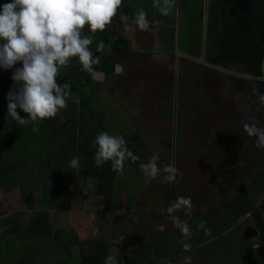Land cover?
I'll return each instance as SVG.
<instances>
[{
  "label": "rangeland",
  "instance_id": "rangeland-1",
  "mask_svg": "<svg viewBox=\"0 0 264 264\" xmlns=\"http://www.w3.org/2000/svg\"><path fill=\"white\" fill-rule=\"evenodd\" d=\"M175 18L173 45L168 40L154 39L152 25L149 31L142 33L144 41L140 42L143 38L137 35L127 45L132 53L114 52L121 71L116 64L113 69L120 77L115 74L105 80L103 75L102 78L98 75L90 82L93 108L97 109L100 119L96 133L107 131L123 136L127 147L131 145L140 159L135 163L127 161L123 174L115 173L105 196H98L94 180L83 175L81 164L78 169H72L67 158L59 162L64 154L68 157V151L65 147H55L46 130L37 134L42 136V158L37 154L25 164L20 184L9 190L0 188V214L10 218L19 214L27 221L34 211L46 207L53 209V203L63 198V207L67 204L68 213L77 217L75 226L80 225V229L87 231L99 226L113 248L118 247L114 242L119 238L116 219L119 214L127 217L128 210L135 208L136 212H152L155 216L143 214V222L139 221L138 225L124 223L130 238L124 240L125 246L131 247L139 242V237L146 236L166 235L169 241L162 246L156 261L151 260L152 264H182L188 255L192 257V264H264L257 234L247 239L243 237L245 231L254 229L248 214L225 226L220 234L196 243L194 229L203 220L201 215L208 209H221L239 185L246 189L250 202L259 209L264 222V190L257 192V187L246 177L264 167V149L257 148L255 138L248 139L243 132L244 123L257 121L247 101L229 88L228 77L246 76L241 65L229 64L220 69L207 65L203 59L206 21L202 14ZM111 38L113 40H107L116 41V34ZM9 71L0 69L1 78L4 79ZM246 80L252 85V79ZM13 87V82L3 90L0 87V99L6 107L8 93ZM20 116L26 118V114ZM257 127L262 126L258 124ZM153 153L159 154L160 165L174 164L182 176L174 183L162 182L163 174L147 182L139 165L147 162ZM259 181H264V174ZM167 192L171 193L172 202L177 196L191 198V217H186L182 211L175 213L192 228L191 239L184 241L191 244L190 252L183 251V237L166 214L162 195ZM114 212L116 216L110 215ZM102 213H110V216ZM61 217L58 215L54 219L59 226L65 222ZM161 224L167 225L163 232L156 230ZM12 227L10 223L8 228ZM108 227L113 233L105 231ZM19 230L17 236L21 237L24 231ZM139 247L132 248V254L122 255L138 261ZM20 252L19 257L27 261V248H20ZM60 252L55 249V255L48 259H61ZM40 254H45L44 248Z\"/></svg>",
  "mask_w": 264,
  "mask_h": 264
},
{
  "label": "trees",
  "instance_id": "trees-1",
  "mask_svg": "<svg viewBox=\"0 0 264 264\" xmlns=\"http://www.w3.org/2000/svg\"><path fill=\"white\" fill-rule=\"evenodd\" d=\"M3 4L0 1V5ZM201 7L200 3L199 9H197L198 17L201 16ZM168 24L171 27L168 41L169 43L172 42L171 45H173V22ZM114 27L115 23L112 22L103 33L97 32L93 35V43L90 45L94 56L98 55L100 59V63L95 65L96 71L102 73L105 80L108 77L110 79L115 76L113 68L117 62L114 52L119 49L117 46L119 44L116 41H109L104 38L106 31ZM84 32L89 34L86 26ZM101 42L105 47L97 52V45ZM204 43L203 59L208 65L225 68L229 64H239L247 76L259 78L260 60L264 55V0H206ZM120 44L127 46L126 42ZM17 66L21 67L22 65L17 64ZM13 71H9L4 79L1 78L0 74V87L2 90L6 85L13 82L11 79ZM230 80L233 82L232 91L239 92L243 97L247 96L254 101V106L258 107H254V116L258 121L264 123V107H261L257 99L260 95H264V83L259 80L253 81L257 90V96H255L250 84L243 83V81L235 78H230ZM92 81L91 74L82 71L78 60L72 58L69 66L62 68L57 77L59 84L70 83L71 85V95L67 101V108L62 110L56 117L39 122L36 125L38 127L36 132L31 130L32 125L18 126L11 117H7V107L0 99V143L2 145L0 151V188L2 190H9L20 184L21 171L24 169L25 164L33 160L37 154L38 158H42L43 151L40 148L42 136L37 134H43L47 130L46 133L52 144L57 148L59 147L58 149L65 147L68 151H66L68 157L64 154L63 158H58L57 161L60 159L59 162H61L67 158V161L70 162L69 157L73 158L79 155L81 172L85 177L94 180L96 195L105 196L107 190L111 187L116 172L111 170L110 162L100 167L95 165L96 148L93 145V140L98 134L96 132L100 126V119L98 112L95 111L97 109L93 108L92 83H90ZM20 114L25 113L20 111ZM37 137L41 139L38 140ZM128 149L133 153L136 152L131 145ZM263 174L264 167L246 174L247 179L257 187L256 191L259 193L264 190V181H259L260 176ZM245 191L246 189L244 190L239 185L228 196L221 209H208L201 215L209 234H205V230L199 227L193 228L196 243L205 242L213 234H220L225 226L248 214L257 232V242L261 246L264 261V222L259 209L253 206ZM53 199L56 200L55 197ZM62 200L63 198L57 199L53 203V210L64 208ZM162 201L163 206L168 207L172 202L171 193H163ZM146 214L155 216V213L152 212ZM196 224L194 223V226ZM24 231L26 235L35 240L48 239L50 225L47 221V213L42 210L34 211L26 223ZM165 236L140 238L137 243V246L140 247L136 254H139L138 261H135L134 258L129 260L126 255L120 254L117 255V264H152L153 261L151 260L155 259L156 261L162 246L169 242ZM68 238L71 241L68 244L74 245L77 243L73 234L70 233ZM92 243L91 252L82 254L77 263L60 261L53 264H104L105 257L110 253V249L102 238ZM16 261H18L17 264H22L20 257Z\"/></svg>",
  "mask_w": 264,
  "mask_h": 264
},
{
  "label": "clouds",
  "instance_id": "clouds-1",
  "mask_svg": "<svg viewBox=\"0 0 264 264\" xmlns=\"http://www.w3.org/2000/svg\"><path fill=\"white\" fill-rule=\"evenodd\" d=\"M121 5L122 0H11L0 5V69L14 70L11 77L14 87L7 96V117H11L18 126L32 125L31 130L36 132L39 122L54 118L66 109L71 85L57 82L60 70L76 58L81 70L91 74L93 79L100 75L95 68L100 63L99 56H94L90 48L92 37L106 30ZM152 6L163 16H168L175 8V0H153ZM119 19L124 22L126 30L134 24L141 31H149L155 23H150L143 9H139L134 18L120 14ZM130 20L132 24L128 23ZM86 25L89 34L84 32ZM104 47L101 42L96 51ZM17 64L22 66L16 67ZM258 100L264 107V95H260ZM18 110L24 112L26 118H22ZM258 124L244 123L243 132L248 139L255 138L257 148L264 149V127H257ZM93 145L96 148L95 165L100 167L110 162L111 170L117 174H123L127 161L135 163L140 159L128 149L121 135L107 131L98 133ZM159 160V154L153 153L147 162L140 163L147 182L163 174L162 182L174 183L178 176H182L174 164L160 165ZM79 165V155L71 158L69 166L72 169H78ZM178 211L186 217L192 216L190 197L177 196L166 209V214L183 237V251L190 252L191 244L184 241L191 239L192 228L187 220L175 215ZM161 212L164 213L165 209ZM166 227L161 224L156 230L163 232ZM198 227L209 234L203 220ZM123 239L121 237L114 243L118 245ZM118 253L119 248L113 247L104 264H117ZM182 264H192V257L185 256Z\"/></svg>",
  "mask_w": 264,
  "mask_h": 264
},
{
  "label": "crops",
  "instance_id": "crops-1",
  "mask_svg": "<svg viewBox=\"0 0 264 264\" xmlns=\"http://www.w3.org/2000/svg\"><path fill=\"white\" fill-rule=\"evenodd\" d=\"M6 3H8V0H4ZM4 2V4H6ZM202 5L201 14L203 16V20L206 21V0H175V8L173 11L167 16H163L160 14L156 8L152 6L153 0H122V5L117 11V16L113 18V23H115V27L108 29L105 33V39L113 40L112 35L116 34V42L119 44L117 45L119 49H117L116 54H129L132 53V50L129 46H123L120 43L126 42L127 45L131 43V40H134L137 38V35H141L142 33H145V31H141L133 24L131 29L126 30L124 27V22H122L119 19L120 14H126L129 17L134 18L136 12L139 9H143L148 14V19L150 23L155 22L153 24L152 31L154 32V39L157 40H168L169 39V24L170 22H173V26L175 23V17L177 19L184 18L186 15L193 14V16H198V10L199 5ZM192 10V11H190ZM205 13V14H204ZM205 17H204V15ZM172 19H171V18ZM129 24H132V21H128ZM166 35V36H165ZM176 31L175 28H173V38H175ZM143 38V36H142ZM145 39L141 40L140 42L144 41ZM162 46V45H161ZM163 48V47H162ZM157 53H162V51H157ZM131 55V54H130ZM117 62V61H116ZM118 65V62L116 63V67ZM115 67V66H114ZM121 71V67H120ZM102 78V73H99ZM116 77H120L115 73ZM66 206H68L66 204ZM63 208L60 210H53L46 208L41 209L42 211L47 213V221L50 225V232L48 234V239L40 240V239H33L32 237H29L26 235L24 231V227L26 225L27 221H24L21 219L19 214H16L17 217H5L6 215L0 214V264L2 262H5L3 264H15L18 263L16 261L21 255L20 248H27V261H25L23 258H21L22 264H53L60 261H65L68 263H77L81 257L82 254H88L90 253V249L92 248L93 244L92 242L102 238L108 248L111 250L109 239L107 240L103 234V232H100L98 229L99 226H95L93 228H90L89 231L85 229H80V225L75 226L74 219L76 218L72 217L70 213H68L70 210H67V208ZM70 206V205H69ZM87 206V205H86ZM132 209L128 210L127 217L124 214H119V218L116 219V233L118 235L119 240L121 237H123V241L116 246L119 248L120 254H132V248H135L137 245L134 244L131 247L125 246V239H130L127 236V225H124V223H130L138 225L139 221L143 222L142 215L146 213H140L136 212L135 208L133 211ZM80 213V212H79ZM103 216H106L110 213H102ZM62 216L61 220H65L64 224L62 226L57 225L56 221L54 219L57 218V216ZM110 215L116 216V212L111 213ZM108 215V216H110ZM31 216V215H30ZM139 216V218H138ZM145 216V215H143ZM72 217V218H71ZM97 215L95 216V218ZM107 217V216H106ZM30 218V217H29ZM12 223L13 227L10 229L8 228V225ZM145 223V222H144ZM149 223V222H148ZM147 223V224H148ZM20 228H16V227ZM75 226V227H74ZM78 227V228H77ZM134 227V225L132 226ZM148 227V226H147ZM24 231L20 236L18 237V231ZM95 230V231H94ZM109 230V227L105 230L106 232ZM113 233V229L109 230ZM73 234V236L76 238L77 243L74 245H70L71 241L69 240V234ZM136 237V236H135ZM153 237V236H148ZM140 238H147L146 237H139ZM41 248L45 249V254H40ZM55 249L61 251L60 257L61 259L57 260H49L48 258H52L53 255H55ZM63 251V252H62ZM24 255V254H23ZM11 257V258H10Z\"/></svg>",
  "mask_w": 264,
  "mask_h": 264
},
{
  "label": "flooded vegetation",
  "instance_id": "flooded-vegetation-1",
  "mask_svg": "<svg viewBox=\"0 0 264 264\" xmlns=\"http://www.w3.org/2000/svg\"><path fill=\"white\" fill-rule=\"evenodd\" d=\"M208 65V64H207ZM211 66V65H210ZM212 67H216V68H221V67H217V66H212ZM230 78H235V79H237V80H241V81H243V83H247V84H250V83H248V81L246 80L247 79V75L243 78V77H228V80H229V84H230V91H232V81L230 80ZM250 79V78H249ZM240 81V82H241ZM252 85H250L251 87H252V91H253V94L255 95V96H257V94L254 92L255 91V85H254V83H253V80H252V83H251ZM232 92H234V93H236V94H238L240 97H242V99H245L246 101H247V103L249 104V109L251 108V110H252V114H253V116H254V107H256V106H254V101H252L251 99H249L247 96H245V97H243L239 92H236V91H232ZM258 99V98H257ZM256 108H258V107H256ZM254 119L257 121V122H259V124H261V126L262 127H264V123H262V122H260V121H258L256 118H255V116H254Z\"/></svg>",
  "mask_w": 264,
  "mask_h": 264
},
{
  "label": "water",
  "instance_id": "water-1",
  "mask_svg": "<svg viewBox=\"0 0 264 264\" xmlns=\"http://www.w3.org/2000/svg\"><path fill=\"white\" fill-rule=\"evenodd\" d=\"M259 69H260V77L259 78H255V77H251V76H247V78H250L253 81L254 80H259V81L264 83V55H263V57L260 60ZM255 93L257 94V90L256 89H255ZM256 234H257V232H256L255 229H248L247 231H245L243 233V237H244V239H247V238L252 237V236H254Z\"/></svg>",
  "mask_w": 264,
  "mask_h": 264
}]
</instances>
